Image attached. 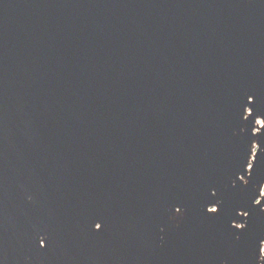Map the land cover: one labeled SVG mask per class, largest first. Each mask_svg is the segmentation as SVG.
Returning a JSON list of instances; mask_svg holds the SVG:
<instances>
[{"label": "water", "instance_id": "95a60500", "mask_svg": "<svg viewBox=\"0 0 264 264\" xmlns=\"http://www.w3.org/2000/svg\"><path fill=\"white\" fill-rule=\"evenodd\" d=\"M263 190L264 0H0V264H264Z\"/></svg>", "mask_w": 264, "mask_h": 264}, {"label": "rangeland", "instance_id": "374dc122", "mask_svg": "<svg viewBox=\"0 0 264 264\" xmlns=\"http://www.w3.org/2000/svg\"><path fill=\"white\" fill-rule=\"evenodd\" d=\"M261 122H260V120H259V124H260ZM263 193H264V190H263Z\"/></svg>", "mask_w": 264, "mask_h": 264}, {"label": "flooded vegetation", "instance_id": "af4514ba", "mask_svg": "<svg viewBox=\"0 0 264 264\" xmlns=\"http://www.w3.org/2000/svg\"><path fill=\"white\" fill-rule=\"evenodd\" d=\"M263 254H264V251H263Z\"/></svg>", "mask_w": 264, "mask_h": 264}]
</instances>
